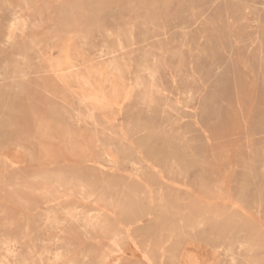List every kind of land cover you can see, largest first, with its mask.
Returning <instances> with one entry per match:
<instances>
[{
    "label": "rangeland",
    "instance_id": "obj_1",
    "mask_svg": "<svg viewBox=\"0 0 264 264\" xmlns=\"http://www.w3.org/2000/svg\"><path fill=\"white\" fill-rule=\"evenodd\" d=\"M0 238V264H264V0H0Z\"/></svg>",
    "mask_w": 264,
    "mask_h": 264
},
{
    "label": "bare ground",
    "instance_id": "obj_2",
    "mask_svg": "<svg viewBox=\"0 0 264 264\" xmlns=\"http://www.w3.org/2000/svg\"><path fill=\"white\" fill-rule=\"evenodd\" d=\"M21 10V9H20ZM22 11V10H21ZM27 15V14H26ZM33 19V18H32ZM22 20H25V21H29L30 20V17H25L24 19H22ZM35 20V19H34ZM33 21V20H32ZM36 21V20H35ZM14 23V22H13ZM25 23V22H24ZM14 30V29H13ZM26 36V35H25ZM29 39V38H28ZM22 40V39H21ZM10 43V42H9ZM23 43H25V42H23ZM26 45V44H25ZM25 47H27V46H25ZM69 60V59H68ZM129 68V67H128ZM88 70V69H87ZM90 71V70H89ZM89 73V72H88ZM64 75V74H63ZM58 77V76H57ZM91 77V76H90ZM59 78V77H58ZM60 81H61V79H59ZM62 82V81H61ZM63 83V82H62ZM65 83V82H64ZM64 83H63V85H64ZM131 83V82H130ZM99 84V83H98ZM100 85V84H99ZM136 85H137V83H136ZM139 85V84H138ZM137 85V86H138ZM67 86V85H66ZM101 87V86H100ZM68 88H69V86H68ZM82 90V89H81ZM101 91H103V90H101ZM84 92H86L85 90H84ZM88 92V91H87ZM89 92H91V91H89ZM93 92V91H92ZM96 92V91H95ZM98 92H100V91H98ZM102 93V92H101ZM104 93V92H103ZM103 95V94H102ZM105 96V95H104ZM91 97V96H90ZM84 99H85V97H83ZM96 98H98V97H96ZM107 98V97H106ZM91 99V98H90ZM102 99V98H101ZM86 100H87V98L84 100L85 102H86ZM89 100V99H88ZM94 100H95V98H94ZM103 100V99H102ZM104 100L106 101V99H105V97H104ZM96 101H97V99H96ZM110 101V100H109ZM97 103H99V102H97ZM108 103V102H107ZM100 104V103H99ZM113 105H115V102H114V104ZM2 107V106H1ZM111 110V109H110ZM90 113H91V111H90ZM94 116H95V111H94ZM92 114V115H93ZM89 116H91V115H89ZM93 116V118H95ZM93 118H91V119H93ZM90 119V120H91ZM111 120V119H110ZM87 123V122H86ZM94 123V122H93ZM91 124V123H90ZM97 126V125H96ZM103 127H105V125L103 126ZM102 127V128H103ZM111 127V126H110ZM112 128V127H111ZM121 128V127H120ZM118 129V128H117ZM57 130V129H56ZM121 131V130H120ZM122 131H124V129L122 130ZM121 131V132H122ZM205 131V130H204ZM67 132V131H66ZM107 132V131H106ZM43 133V132H42ZM79 133V132H78ZM101 134V133H100ZM123 134H125V133H123L122 132V135ZM88 135V134H87ZM105 135H108V134H106L105 133ZM115 135V134H114ZM119 135V134H118ZM104 136V135H103ZM61 137V136H60ZM66 137H68V136H66ZM72 137V136H71ZM88 137L89 136H87V140L89 141V139H88ZM106 137V136H105ZM107 137H109V136H107ZM124 137H126V136H124ZM62 138V137H61ZM91 138V137H90ZM39 139H41V138H39ZM73 139V138H72ZM71 140V139H70ZM74 140V139H73ZM43 141V140H42ZM92 141V140H91ZM47 142V141H46ZM90 142V141H89ZM133 142V141H132ZM164 142V141H163ZM98 143V142H97ZM100 143V142H99ZM162 143V142H161ZM62 144V143H61ZM88 144V143H87ZM112 144V143H111ZM52 145V144H51ZM99 145V144H98ZM59 146V145H58ZM89 146H91V145H89ZM42 147V146H41ZM65 147H66V145H65ZM100 147V146H99ZM115 147V146H114ZM118 147V146H117ZM61 148V147H60ZM92 148V147H91ZM96 148H98L97 147V145H96ZM102 148V146L100 147V149ZM104 148V147H103ZM67 149V148H66ZM69 149V148H68ZM62 150H63V148H62ZM84 150V149H83ZM92 150H93V148H92ZM97 151H98V149H96ZM106 149H104V151H105ZM108 150H110V149H108L107 148V152H108ZM137 150V149H136ZM68 151V150H67ZM72 152V151H71ZM93 152H95V150H93ZM101 152V151H100ZM111 152V151H110ZM96 153V152H95ZM98 153V152H97ZM109 153V152H108ZM96 155V154H95ZM94 155V156H95ZM109 155V154H108ZM111 156V155H110ZM108 157V156H107ZM121 157V156H120ZM109 158V157H108ZM176 158V157H175ZM67 159V158H66ZM73 159V158H72ZM144 159V158H143ZM185 159V158H184ZM69 159H67V161H68ZM94 160V159H93ZM109 160L111 161V159L109 158ZM113 160V159H112ZM72 161V160H71ZM75 161V160H74ZM95 161H97V160H95ZM109 161V162H110ZM50 162V161H49ZM113 162H115L114 160H113ZM51 163V162H50ZM79 164V163H78ZM29 165V164H28ZM109 165H111V162L109 163ZM152 165V164H151ZM117 166H118V164H117ZM122 166V165H121ZM171 167V166H170ZM108 170V169H107ZM142 170V169H141ZM5 171H8V170H5ZM117 171H119V170H117ZM121 171V170H120ZM112 172H113V170H112ZM122 172V171H121ZM114 173H115V171H114ZM120 173V172H119ZM138 174V173H137ZM57 175H60V174H57ZM161 175H162V173H161ZM138 176V175H137ZM63 177H64V175H63ZM138 177H140V176H138ZM162 177H164V176H162ZM55 178V177H54ZM65 178H67L66 176H65ZM41 179V178H40ZM49 179V178H48ZM69 179V178H68ZM141 179H142V176H141ZM56 180H57V176H56ZM63 181L64 179H61L60 178V180H58V181ZM66 180V179H65ZM64 180V182H66ZM144 180V179H143ZM143 180H142V182H143ZM57 181V182H58ZM76 181H77V179H76ZM168 181V180H167ZM56 182V183H57ZM63 182V183H64ZM68 182V181H67ZM77 182H79V181H77ZM57 184H59V183H57ZM68 184H70V183H65V186L66 185H68ZM45 185V184H44ZM56 185V184H55ZM60 185H62V184H59L58 186L60 187ZM71 185V184H70ZM147 185V184H146ZM177 185V184H176ZM47 186V185H46ZM45 186V187H46ZM54 186V185H53ZM107 186V185H106ZM155 186V185H154ZM180 186V185H179ZM41 187V186H40ZM39 187V191H40V188ZM43 187V186H42ZM49 186H47V188H48ZM51 187V186H50ZM61 187H63V186H61ZM151 186H149V188H150ZM182 187V186H181ZM32 188L34 189V186H32ZM44 188V187H43ZM43 188H42V190H43ZM68 188V187H67ZM84 188V187H83ZM185 188V187H184ZM38 189V188H37ZM37 189H36V191H37ZM56 189H58L59 190V188H57L56 187ZM63 189V188H62ZM92 189V188H91ZM151 189V188H150ZM35 190V189H34ZM41 190V191H42ZM46 189L44 188V191H45ZM53 190V189H52ZM52 190L50 191V189H49V192H52ZM33 191V190H32ZM40 191V192H41ZM56 191V190H55ZM55 191H54V193H55ZM62 191V190H61ZM69 192H70V190H68ZM85 192H86V189L84 190ZM151 191V190H150ZM48 192V193H49ZM73 191L71 190V193H72ZM91 192V191H90ZM128 192H129V190H128ZM131 192V191H130ZM53 193V192H52ZM57 193H58V191H57ZM56 193V194H57ZM92 193V192H91ZM124 193V192H123ZM137 193V192H136ZM152 193V192H151ZM38 194V193H37ZM43 194V193H42ZM59 194V193H58ZM65 194V193H64ZM63 194V195H64ZM49 195V194H48ZM66 195V194H65ZM91 195H93V194H91ZM90 195V196H91ZM67 196V195H66ZM95 196V195H94ZM116 196V195H115ZM82 197V196H81ZM87 197V196H86ZM137 197V196H136ZM151 197V196H150ZM69 198V197H68ZM71 198V197H70ZM89 198H91V197H89ZM125 198V197H124ZM67 199V198H66ZM80 199V198H79ZM153 199V198H152ZM80 201V200H79ZM82 201V200H81ZM88 201V200H87ZM93 201H94V198H93ZM153 201V200H152ZM84 202V201H83ZM55 203V202H54ZM53 203V204H54ZM86 203H88V202H86ZM153 204V203H152ZM151 204V205H152ZM45 205H47V204H45ZM98 205V204H97ZM117 205V204H116ZM104 206V205H103ZM112 206V205H111ZM100 207V206H99ZM69 208V207H68ZM116 208V207H115ZM70 209H72V208H70ZM73 209H74V207H73ZM103 209V208H102ZM106 209V208H105ZM104 209V210H105ZM109 210V209H108ZM37 211V210H36ZM63 211V210H62ZM114 211V210H113ZM24 212V211H23ZM64 212V211H63ZM66 213L64 214V215H66L67 214V217H68V219L70 220L71 219V221H70V224L69 225H71V224H73V222H77V223H81L82 221L83 222H85L86 224L84 225V226H82L81 224L79 225V228H81L82 230H83V232H88L89 231V229H88V227H90L91 225L93 226V228L96 226V225H98L99 224V228L100 227H102L101 225H102V222H104V221H101L99 218H100V216H102L103 215V213L102 212H99V211H97L98 213L96 214V215H94V216H91V215H89L88 213H77L76 212V210H69V209H67V211H65ZM106 212V211H105ZM108 212V211H107ZM92 213V212H91ZM116 214V213H115ZM114 214V215H115ZM156 215V214H155ZM143 216V215H142ZM181 220V219H180ZM48 222V221H47ZM49 223V222H48ZM76 223V224H77ZM121 223V222H120ZM182 223V222H181ZM50 224V223H49ZM101 224V225H100ZM105 226V225H104ZM129 226H130V224H129ZM128 226V227H129ZM183 227V226H182ZM79 228H77V229H79ZM125 228V227H124ZM61 229V231H63V234H65V236L64 237H59L58 239H63V240H65V241H68V242H72L73 241V239H74V237L75 236H77V231H73V230H71V228H70V226L68 227H63V228H60ZM129 229V228H128ZM57 230H59V229H57ZM107 231V230H106ZM127 231V230H126ZM102 233H104L103 231H101ZM119 232V231H118ZM117 232V233H118ZM109 233V232H108ZM115 233V232H114ZM56 235V234H55ZM82 235V234H81ZM87 235H88V233H87ZM104 235V234H103ZM118 234H116V236H117ZM122 235V234H121ZM132 235V234H131ZM59 236V235H58ZM106 236H108V234H106L105 233V237ZM115 236V235H114ZM114 236H113V238H114ZM134 237V236H133ZM86 238V237H85ZM113 238H111L112 239V241H113V243H114V240H113ZM131 238H132V236H131ZM1 239V238H0ZM87 239V238H86ZM98 239H100V238H98ZM105 240H106V238H104ZM107 239H108V237H107ZM115 240H116V237L114 238ZM118 239H119V237H118ZM130 240H133V239H130ZM2 240H0V242H1ZM6 241V240H5ZM91 241H94V240H91ZM100 241V240H99ZM98 241V242H99ZM121 241V240H120ZM131 242V241H130ZM4 243V242H3ZM73 243V242H72ZM116 243V242H115ZM133 243H134V241H133ZM135 243H137V242H135ZM74 244V243H73ZM139 244V243H138ZM99 245H100V243H99ZM116 245V244H115ZM137 245V244H136ZM1 246H2V244H1ZM73 246V245H72ZM117 246V245H116ZM7 247V246H6ZM72 248V247H71ZM138 248V247H137ZM5 249H7L8 250V248H5ZM120 249V248H119ZM139 249V248H138ZM72 250V249H71ZM85 250V249H84ZM62 251V250H61ZM67 251V250H66ZM73 251V250H72ZM120 251H121V249H120ZM60 252V251H59ZM84 252V251H83ZM81 253V252H80ZM66 254V253H65ZM68 254V253H67ZM71 254V253H70ZM113 254H115V253H113ZM146 255H148V254H146ZM75 257V256H74ZM77 257V256H76ZM75 257V258H76ZM147 257H149V256H147ZM146 259V258H145ZM148 259V258H147ZM56 260V263H57V261H59V258H58V260L57 259H55ZM109 260V259H108ZM71 262V261H70ZM73 262H74V260H73ZM76 262V261H75ZM59 263H60V261H59ZM148 263H149V261H148ZM151 263V262H150ZM4 264V263H3ZM63 264H64V262H63ZM70 264V263H69ZM71 264H74V263H71ZM117 264V263H116Z\"/></svg>",
    "mask_w": 264,
    "mask_h": 264
}]
</instances>
